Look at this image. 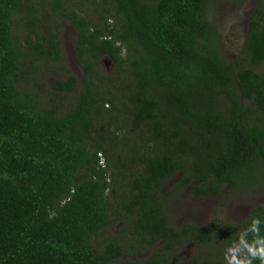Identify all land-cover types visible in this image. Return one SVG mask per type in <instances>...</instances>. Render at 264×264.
<instances>
[{"label": "trees", "instance_id": "trees-1", "mask_svg": "<svg viewBox=\"0 0 264 264\" xmlns=\"http://www.w3.org/2000/svg\"><path fill=\"white\" fill-rule=\"evenodd\" d=\"M219 1L0 0V264H117L156 246L130 264H184L180 245L214 243L199 264H227L222 244L244 246L253 219L264 237V202L240 223L207 226H176L169 209L189 187L196 196L264 187V0L236 62L209 18ZM18 15L35 36L25 43ZM63 17L86 76L54 86L77 95L58 110L35 87L44 60L62 62ZM115 214L127 237L100 245Z\"/></svg>", "mask_w": 264, "mask_h": 264}, {"label": "rangeland", "instance_id": "rangeland-1", "mask_svg": "<svg viewBox=\"0 0 264 264\" xmlns=\"http://www.w3.org/2000/svg\"><path fill=\"white\" fill-rule=\"evenodd\" d=\"M78 1V0H73ZM259 0H247L242 6L235 4L233 0H220L215 9L209 11V18L215 23L221 35L222 52L227 60L239 61L248 33V21L252 12L258 5ZM61 46L63 59L61 63H53L47 60L42 62L41 69L44 72L43 77L37 82V93L44 100V105L57 107L58 110L66 109L71 106L76 99V93H62L61 97L53 94L54 86H57L60 80H66L74 75L77 78L78 87L86 76L84 66L78 59L76 41L77 31L75 26L68 18L61 19ZM14 33L21 42L25 43L29 37H35L27 27L26 19L23 15H18L14 21ZM112 61L103 57L101 67L107 71L112 68ZM248 65V64H247ZM246 65V66H247ZM39 66V67H40ZM259 72L264 73V63L256 67ZM32 85V84H31ZM27 85L26 87L34 88ZM180 174L173 177L164 186V195L175 184ZM112 197V196H111ZM110 197V198H111ZM170 213L172 221L176 226H183L186 223L196 224L198 226H207L214 223H240L248 219L255 207L264 202V187L262 188H239L226 194L214 196H196L191 188L183 189L176 197L171 199ZM115 207V206H112ZM123 214L113 215L111 225L98 236V243L104 244V237L112 236L114 238H126L127 234L122 232L120 223ZM157 247V246H156ZM151 247L143 250L136 255L122 257L121 262L117 264H130V261L136 259H145L156 249ZM231 247L237 248V258L246 260L247 248L242 245H224L222 244V253L227 256V250ZM180 256L184 264H199L203 258L215 254L218 248L217 244L212 245H180ZM229 264V261L228 263Z\"/></svg>", "mask_w": 264, "mask_h": 264}, {"label": "clouds", "instance_id": "clouds-1", "mask_svg": "<svg viewBox=\"0 0 264 264\" xmlns=\"http://www.w3.org/2000/svg\"><path fill=\"white\" fill-rule=\"evenodd\" d=\"M261 220L256 218L253 219L248 228H246L240 236V243L247 248L248 252L253 258H259L264 264V237L259 236ZM251 232L256 237L251 244H248L245 240L247 234ZM229 264H251V260H239L237 258V248L231 247L227 250Z\"/></svg>", "mask_w": 264, "mask_h": 264}]
</instances>
